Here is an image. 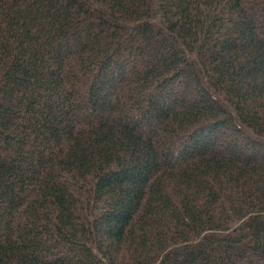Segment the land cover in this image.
Wrapping results in <instances>:
<instances>
[{
  "label": "trees",
  "instance_id": "trees-1",
  "mask_svg": "<svg viewBox=\"0 0 264 264\" xmlns=\"http://www.w3.org/2000/svg\"><path fill=\"white\" fill-rule=\"evenodd\" d=\"M0 264H264V0H0Z\"/></svg>",
  "mask_w": 264,
  "mask_h": 264
}]
</instances>
